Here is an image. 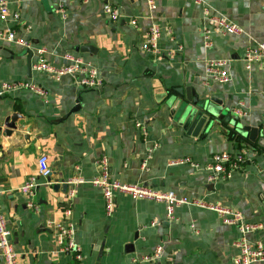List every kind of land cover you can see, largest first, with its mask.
I'll use <instances>...</instances> for the list:
<instances>
[{"label":"crops","instance_id":"0c3cea01","mask_svg":"<svg viewBox=\"0 0 264 264\" xmlns=\"http://www.w3.org/2000/svg\"><path fill=\"white\" fill-rule=\"evenodd\" d=\"M56 1L47 0L46 7L42 0H7L18 18L0 21V29L10 27L28 43L0 41V85L28 81L44 91L0 94V201L18 263L234 264L239 231L221 222L213 206L236 210L246 222L260 224L245 236L264 245V151L256 141L230 132L193 137L172 110L186 91L215 97L231 118L259 128L258 137H264V69H247L242 61L247 46L264 42V0H156L149 18L145 0H61L64 16ZM106 2L120 18L112 21L102 13ZM210 15L226 16L240 32L214 31ZM132 18L136 26L130 24ZM152 22L162 29L158 56L139 49ZM82 46L93 50L81 51ZM39 47L56 67L67 64L70 53L90 61L99 71L101 88L84 89L70 75L54 80L36 71ZM210 60L224 62L228 82L211 79L205 70ZM12 113L20 116L18 130L5 134L2 120ZM240 150L247 159L230 178L206 180L204 167L214 154ZM41 154L51 172L38 176L33 208L19 189L38 175ZM101 156L107 157L111 179L173 191L187 202L168 219L163 203L119 192L115 210L107 216L101 191L91 183ZM53 184H59L56 191ZM66 207L76 225L79 260L55 243L53 226L64 220ZM157 245L162 246L159 257L146 260ZM251 264H264V259Z\"/></svg>","mask_w":264,"mask_h":264},{"label":"built area","instance_id":"2783aa9c","mask_svg":"<svg viewBox=\"0 0 264 264\" xmlns=\"http://www.w3.org/2000/svg\"><path fill=\"white\" fill-rule=\"evenodd\" d=\"M85 1V0H84ZM200 2V0H196ZM147 8L149 10V16L156 6V0H145ZM57 10L64 16V8L61 0H57ZM207 12V11H206ZM102 13L107 16L109 20H117L120 18V12L110 3H105L102 6ZM12 15L13 18H18V14L11 12L8 6L7 0H0V21L7 22L8 17ZM209 20L213 24L214 31L220 34L239 33L240 28L237 27L230 19L222 15H210ZM130 24L137 25V19L132 18ZM161 27L159 24L152 22L146 29L144 39L139 45V49L145 54L151 56H158V41L161 37ZM208 31H205V35ZM0 41H4L10 44H19L28 47V43L23 40L14 29L5 27L0 29ZM209 43H207L208 45ZM38 59L33 65L36 71H40L45 76L54 80H59L63 75H70L75 82L84 89H100L102 86V79L99 71L94 64L88 60H84L82 57L67 54L65 58L68 63L59 67L49 64L44 54L46 52L44 47L37 48ZM242 61L245 68H251L253 65H257L264 69V42H257L253 45L247 46L242 55ZM207 74L213 81L218 83H226L229 81V74L224 69V62L222 60H210L206 62L205 68ZM30 89L38 95H43L44 91L35 84L28 81H14L3 82L0 85V94L5 92ZM240 114V111H237ZM136 126H141L140 123H136ZM144 127H142V130ZM245 150H240L238 153H219L214 154L209 163L204 167L206 180L210 183H215L219 180H226L232 176V173L239 169L240 166L246 161ZM183 161L179 160V163ZM185 162H189L188 159ZM99 167V174L91 179V183L100 189L104 211L107 216L113 214L116 206L115 196L119 192L129 194L132 198H143L148 200L158 201L164 204L165 216L168 219L173 218L174 208L182 203L187 202L183 196H178L173 191L159 190L151 185L147 184H129L119 182L110 178V166L106 156H101L97 160ZM144 166V165H143ZM37 176L29 177L24 184L20 187V192L25 197L28 206L36 208L34 205L33 197L36 192L37 178L38 176L46 178L49 176L51 169L47 163V156L41 154L37 159ZM74 194V187H71L68 191V196L72 197ZM214 211L219 216L221 222L224 224H230L236 226L239 231V236L233 242V246L237 248L238 253L233 259L234 264H251L256 261L264 259V245L257 241H249L245 234L247 232H253L257 230L261 225L258 223L246 222L241 213L223 206H213ZM64 220L56 222L54 224L55 229V243L60 251L75 253L76 258H80V250L75 242L76 225L72 220L71 207H66L63 210ZM161 245H157L153 252L146 254L144 257L146 260H154L159 257L161 252ZM0 254L2 256L3 264H19L17 254L13 248V243L10 238V230L7 225L6 217L1 208L0 201Z\"/></svg>","mask_w":264,"mask_h":264},{"label":"water","instance_id":"95a60500","mask_svg":"<svg viewBox=\"0 0 264 264\" xmlns=\"http://www.w3.org/2000/svg\"><path fill=\"white\" fill-rule=\"evenodd\" d=\"M43 4L47 7V0H42ZM81 51H91L92 46H82ZM31 52H28L27 70L31 69ZM180 95L182 92L178 91ZM79 104H76L71 111L77 110ZM174 108V109H173ZM172 110L176 114V120L183 128H185L187 134L195 137L199 133L207 134L211 131H223L230 132L234 136L241 138L247 136V139L255 143L256 146L264 151V137H258L259 128L243 126L239 123L238 118H231L229 112L222 106V102L215 97H200L197 94H189L186 91L184 97H179L174 102ZM20 116L17 113L6 115L2 120V124L5 127L3 132L5 134H11L13 131L18 130L16 125L17 119ZM264 136V135H263ZM258 137V138H257ZM59 184H53V190H57ZM62 191L67 189L66 184H62Z\"/></svg>","mask_w":264,"mask_h":264}]
</instances>
